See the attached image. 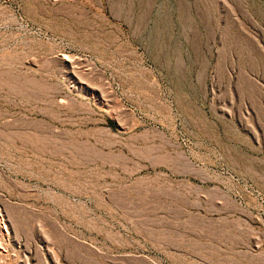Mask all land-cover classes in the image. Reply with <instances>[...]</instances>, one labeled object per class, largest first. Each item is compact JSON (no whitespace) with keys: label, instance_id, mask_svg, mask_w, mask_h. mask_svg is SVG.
<instances>
[{"label":"rangeland","instance_id":"374dc122","mask_svg":"<svg viewBox=\"0 0 264 264\" xmlns=\"http://www.w3.org/2000/svg\"><path fill=\"white\" fill-rule=\"evenodd\" d=\"M152 263L264 264V0H0V264Z\"/></svg>","mask_w":264,"mask_h":264},{"label":"bare ground","instance_id":"6f19581e","mask_svg":"<svg viewBox=\"0 0 264 264\" xmlns=\"http://www.w3.org/2000/svg\"><path fill=\"white\" fill-rule=\"evenodd\" d=\"M37 121V120H36ZM45 121V120H44ZM41 123V122H40ZM49 125V124H48ZM22 129H26L25 130V133L27 134L28 133V135L31 137V138H33V140H44V139H46V138H49V134H48V130H47V128L46 127H44L42 124L40 125L39 123L38 124H36V123H28V124H25L24 125V127L22 128ZM51 130V129H50ZM27 131V132H26ZM50 132V131H49ZM23 133V132H22ZM26 134H24V135H26ZM22 135V134H21ZM23 135V136H24ZM27 136V135H26ZM28 137V136H27ZM26 137V138H27ZM53 137H55V136H53ZM29 138V137H28ZM27 138V139H28ZM24 139V138H23ZM54 139V138H53ZM30 140V139H29ZM51 140V139H50ZM48 141H46V143H47ZM57 142V141H56ZM41 143V142H40ZM206 182V181H205ZM194 183V182H193ZM162 186V185H161ZM173 186V185H172ZM152 187H154V186H152ZM166 187V186H165ZM187 187V186H186ZM174 188H176V187H174ZM189 188V187H188ZM192 188V187H191ZM161 189H162V187H161ZM164 189V188H163ZM183 189V188H182ZM181 189V190H182ZM185 189H187V188H184V190ZM194 189V188H193ZM160 190V189H159ZM167 189H165V191H166ZM178 190V189H177ZM180 190V189H179ZM161 191V190H160ZM163 191V190H162ZM162 191H161V193H162ZM194 191V190H193ZM156 192H158V191H156ZM164 192V191H163ZM184 192V191H183ZM180 192V191H174V189L172 188V190H169V188H168V190L166 191V193L165 194H167V195H169V197L171 198V196H174L175 198H178L177 200H179L180 199V201H181V199H186L187 198V200H188V197L189 196H191V192L189 191V190H187V192ZM197 192H198V190H197ZM207 192V191H206ZM200 193V192H199ZM158 194H160V192L158 193ZM202 194V193H201ZM200 194V195H201ZM210 194V193H209ZM163 195H164V193H163ZM208 195V194H207ZM223 195V194H222ZM212 197L214 196V195H211ZM210 196V197H211ZM216 196V195H215ZM166 197V196H165ZM168 197V196H167ZM168 197V198H169ZM159 198V197H158ZM173 198V197H172ZM190 198V197H189ZM203 198V197H202ZM222 198V197H221ZM160 199V198H159ZM163 199V198H162ZM209 199V198H208ZM172 200V199H171ZM194 201V200H193ZM205 201V200H204ZM208 201H210V199L208 200ZM179 202V201H178ZM182 202H184V201H182ZM189 202H190V200H189ZM199 202V201H198ZM224 203V202H223ZM193 204H191V206H192ZM203 207V206H202ZM209 207V206H208ZM190 208V207H189ZM188 208V209H189ZM212 208V207H211ZM217 208V207H216ZM198 209H200V208H198ZM204 209H206L205 207H204ZM226 209V208H225ZM214 211V210H213ZM216 211V210H215ZM220 210L218 209V212H219ZM193 212V211H192ZM202 212V211H201ZM136 257V256H135ZM122 259V258H121ZM149 260V259H148ZM150 261V260H149ZM143 262V261H142ZM129 263V262H128ZM139 263V262H138ZM144 263V262H143ZM153 264V263H152Z\"/></svg>","mask_w":264,"mask_h":264}]
</instances>
